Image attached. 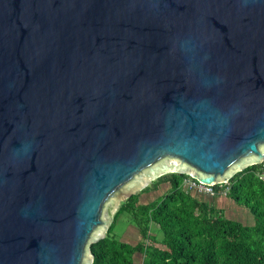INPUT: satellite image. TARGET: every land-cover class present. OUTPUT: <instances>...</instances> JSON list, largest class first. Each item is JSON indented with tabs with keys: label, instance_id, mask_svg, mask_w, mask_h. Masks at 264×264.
I'll list each match as a JSON object with an SVG mask.
<instances>
[{
	"label": "water",
	"instance_id": "95a60500",
	"mask_svg": "<svg viewBox=\"0 0 264 264\" xmlns=\"http://www.w3.org/2000/svg\"><path fill=\"white\" fill-rule=\"evenodd\" d=\"M264 162V0H0V264H93L164 175Z\"/></svg>",
	"mask_w": 264,
	"mask_h": 264
},
{
	"label": "trees",
	"instance_id": "16d2710c",
	"mask_svg": "<svg viewBox=\"0 0 264 264\" xmlns=\"http://www.w3.org/2000/svg\"><path fill=\"white\" fill-rule=\"evenodd\" d=\"M264 162L245 168L227 184L213 187L215 196L245 207L251 223L229 219L224 211L204 198L193 176L164 175L144 191L122 203L105 238L91 244L93 264H264ZM167 192L150 204L141 196ZM129 214L140 230L141 240L132 243L117 233L121 216ZM251 216V215H250ZM154 226V228H153Z\"/></svg>",
	"mask_w": 264,
	"mask_h": 264
},
{
	"label": "rangeland",
	"instance_id": "374dc122",
	"mask_svg": "<svg viewBox=\"0 0 264 264\" xmlns=\"http://www.w3.org/2000/svg\"><path fill=\"white\" fill-rule=\"evenodd\" d=\"M153 185V184H152ZM154 186V185H153ZM168 187L166 185H161L158 190L154 189L150 193L142 194L141 203L150 204L158 200L167 192ZM140 193V192H139ZM204 198L210 202H213L220 210L224 211L225 215L229 219L243 223L252 222V214L245 207L239 206L238 204L230 201L225 197V195L214 197L212 195L202 194ZM120 210V209H119ZM251 215V216H250ZM252 217V218H251ZM154 228V226H153ZM117 233L124 240L138 243L142 236L140 230L132 223V216L129 214H124L121 216L117 224ZM138 264L141 262V256L137 255Z\"/></svg>",
	"mask_w": 264,
	"mask_h": 264
},
{
	"label": "built area",
	"instance_id": "2783aa9c",
	"mask_svg": "<svg viewBox=\"0 0 264 264\" xmlns=\"http://www.w3.org/2000/svg\"><path fill=\"white\" fill-rule=\"evenodd\" d=\"M261 179L264 180V173L263 175L261 176ZM192 189H198L200 193H203V194H207V195H212V196H215L216 192L215 190L213 189V187H210V186H206V185H203V184H199L197 185L196 183H193L192 186H191Z\"/></svg>",
	"mask_w": 264,
	"mask_h": 264
}]
</instances>
